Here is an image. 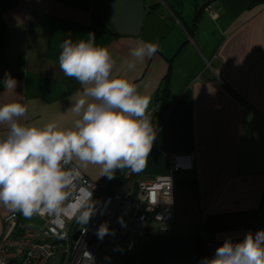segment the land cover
I'll return each instance as SVG.
<instances>
[{"label": "crops", "instance_id": "obj_1", "mask_svg": "<svg viewBox=\"0 0 264 264\" xmlns=\"http://www.w3.org/2000/svg\"><path fill=\"white\" fill-rule=\"evenodd\" d=\"M144 1L169 32L152 58L137 61L130 51L143 40L117 33L82 5L86 0H18L3 13L8 40L0 58V103L20 99L29 105L25 122L71 127L70 97L82 88L60 70V45L69 34L75 41L94 33L96 44L112 53L114 75L151 98L148 110L156 109V93L167 85V112L139 176L168 174L170 155L193 154V169L173 174L171 231L207 234L217 246L226 237L243 239L264 229V0ZM5 73L16 79L15 91L4 87ZM99 171L98 165L81 168L91 179ZM11 211L0 204V235ZM19 218L33 228L42 224L33 225L36 215Z\"/></svg>", "mask_w": 264, "mask_h": 264}, {"label": "clouds", "instance_id": "obj_2", "mask_svg": "<svg viewBox=\"0 0 264 264\" xmlns=\"http://www.w3.org/2000/svg\"><path fill=\"white\" fill-rule=\"evenodd\" d=\"M60 48V70L82 88L77 98L70 97L76 119L71 127L28 123L23 119L27 102L0 103V204L25 217L52 216L57 224L74 217L88 225L96 202L89 188L81 187L74 194L81 168L98 165L99 177L108 179L117 169L143 171L157 129L147 111L151 98L131 79L114 75L112 53L96 44L94 33L75 41L69 34ZM158 48L157 43L140 41L130 56L144 61ZM134 67V63L128 64L129 69ZM3 85L15 91L17 81L5 73ZM95 234L103 240L110 234L108 224L102 223ZM82 259L84 264H95L96 258L85 248ZM201 264H264V229L249 231L240 240L226 237Z\"/></svg>", "mask_w": 264, "mask_h": 264}, {"label": "built area", "instance_id": "obj_3", "mask_svg": "<svg viewBox=\"0 0 264 264\" xmlns=\"http://www.w3.org/2000/svg\"><path fill=\"white\" fill-rule=\"evenodd\" d=\"M147 111L151 121L155 119L154 109ZM168 159V174L145 179L140 172L126 169L125 181L110 191L106 189L111 179H91L81 172L74 194L78 195L81 187L89 188L96 202L88 225L78 226L74 217H65L62 224H57L52 216L36 215L42 224L33 228L19 221L17 211L9 212L3 217L0 264H84L85 248L94 254L96 264L102 253L132 251L152 227L170 232L175 215L173 174L192 170L193 154H172ZM102 223L108 224L110 234L100 240L95 233ZM204 238L207 257H211L216 242L207 234Z\"/></svg>", "mask_w": 264, "mask_h": 264}, {"label": "trees", "instance_id": "obj_4", "mask_svg": "<svg viewBox=\"0 0 264 264\" xmlns=\"http://www.w3.org/2000/svg\"><path fill=\"white\" fill-rule=\"evenodd\" d=\"M17 3L18 0H0V58L6 51L8 40V27L3 20V13L14 8ZM196 19L197 13L194 15V21ZM18 75L15 74V77ZM166 86L162 84L155 97L157 107L154 110L155 119H152V123L156 129L163 123L167 112L168 88ZM125 170L120 169L118 172L116 170V174L111 179V184L106 191L116 188L125 181ZM191 181L187 180V182ZM17 213L19 221L22 222L19 218L21 212L17 211ZM77 224L78 226H82L78 222ZM110 255L118 256L111 264H167L180 260L201 264V261L207 257L204 236L202 237L201 234L182 235L172 231H156L151 236L144 238L132 251L118 252Z\"/></svg>", "mask_w": 264, "mask_h": 264}, {"label": "water", "instance_id": "obj_5", "mask_svg": "<svg viewBox=\"0 0 264 264\" xmlns=\"http://www.w3.org/2000/svg\"><path fill=\"white\" fill-rule=\"evenodd\" d=\"M82 5L107 20L117 33L139 36L145 42L158 44L169 32L156 7L144 0H97Z\"/></svg>", "mask_w": 264, "mask_h": 264}, {"label": "rangeland", "instance_id": "obj_6", "mask_svg": "<svg viewBox=\"0 0 264 264\" xmlns=\"http://www.w3.org/2000/svg\"><path fill=\"white\" fill-rule=\"evenodd\" d=\"M37 220L35 221V222H33V225H35L36 227H39V225H40V219H38V218H36ZM155 228L154 227H152L151 229H150V231H148L147 232V234L140 240V242L144 239V238H146V237H148V236H151L153 233H155ZM139 242V243H140ZM118 258V256H116V255H110V254H106V253H102L98 258H97V263L98 264H111V262H113V260L114 259H117Z\"/></svg>", "mask_w": 264, "mask_h": 264}]
</instances>
